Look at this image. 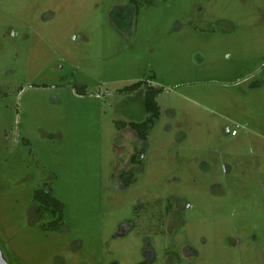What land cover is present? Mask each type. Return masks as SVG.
Wrapping results in <instances>:
<instances>
[{"label":"rangeland","instance_id":"1","mask_svg":"<svg viewBox=\"0 0 264 264\" xmlns=\"http://www.w3.org/2000/svg\"><path fill=\"white\" fill-rule=\"evenodd\" d=\"M132 1L0 0L4 258L264 264V0ZM141 81L162 90L147 141L116 127L149 117Z\"/></svg>","mask_w":264,"mask_h":264},{"label":"trees","instance_id":"2","mask_svg":"<svg viewBox=\"0 0 264 264\" xmlns=\"http://www.w3.org/2000/svg\"><path fill=\"white\" fill-rule=\"evenodd\" d=\"M132 3L137 7L139 12L140 5L138 1L133 0ZM153 1L149 2L152 5ZM141 88H145L144 97V107L149 115L146 121L142 123H118L116 127L119 131L125 130L126 128H131L137 133V135L143 140L147 141L149 136V131L153 129L157 120L161 116L160 107L157 102V97L162 93L161 89H156L151 86L147 81H141L130 87L125 88L124 92H134ZM85 93L80 92V95ZM143 154V153H142ZM139 158V157H138ZM137 156L132 158V162H138ZM123 183L127 186L133 184L134 176L131 173H125L121 177ZM34 202L37 204V212L41 219H46L47 223L42 226L43 230L46 232H57L62 230L65 221V204L58 200L52 193V190L45 186L43 189L38 190L34 196ZM146 263V262H145ZM141 263V264H145Z\"/></svg>","mask_w":264,"mask_h":264},{"label":"water","instance_id":"3","mask_svg":"<svg viewBox=\"0 0 264 264\" xmlns=\"http://www.w3.org/2000/svg\"><path fill=\"white\" fill-rule=\"evenodd\" d=\"M0 264H10L6 261V259L4 258L3 252L0 248Z\"/></svg>","mask_w":264,"mask_h":264},{"label":"built area","instance_id":"4","mask_svg":"<svg viewBox=\"0 0 264 264\" xmlns=\"http://www.w3.org/2000/svg\"><path fill=\"white\" fill-rule=\"evenodd\" d=\"M236 135H237V132L234 131V132L232 133V136H236Z\"/></svg>","mask_w":264,"mask_h":264},{"label":"crops","instance_id":"5","mask_svg":"<svg viewBox=\"0 0 264 264\" xmlns=\"http://www.w3.org/2000/svg\"><path fill=\"white\" fill-rule=\"evenodd\" d=\"M252 86H254V85H252ZM236 136H238V135H236ZM236 136H233V137H236Z\"/></svg>","mask_w":264,"mask_h":264}]
</instances>
